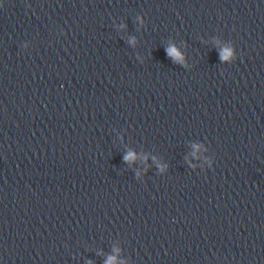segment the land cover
Segmentation results:
<instances>
[{
	"label": "water",
	"instance_id": "obj_1",
	"mask_svg": "<svg viewBox=\"0 0 264 264\" xmlns=\"http://www.w3.org/2000/svg\"><path fill=\"white\" fill-rule=\"evenodd\" d=\"M113 256L264 264V0H0V264Z\"/></svg>",
	"mask_w": 264,
	"mask_h": 264
},
{
	"label": "clouds",
	"instance_id": "obj_2",
	"mask_svg": "<svg viewBox=\"0 0 264 264\" xmlns=\"http://www.w3.org/2000/svg\"><path fill=\"white\" fill-rule=\"evenodd\" d=\"M167 54L172 57L173 59L179 60L180 59V55L177 52V50L175 49H168L167 50ZM233 57V53L230 51H224L222 53L221 59L223 61H229L231 58ZM126 161H130L133 159L132 155L129 154L128 156L125 157ZM106 264H123L122 261H118L116 257H109L108 260L106 261Z\"/></svg>",
	"mask_w": 264,
	"mask_h": 264
}]
</instances>
